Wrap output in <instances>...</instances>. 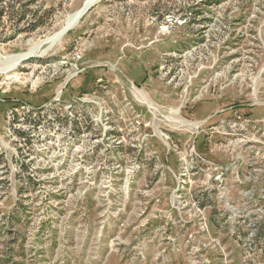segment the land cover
Wrapping results in <instances>:
<instances>
[{"label":"rangeland","instance_id":"1","mask_svg":"<svg viewBox=\"0 0 264 264\" xmlns=\"http://www.w3.org/2000/svg\"><path fill=\"white\" fill-rule=\"evenodd\" d=\"M86 1L0 0V264H264V0Z\"/></svg>","mask_w":264,"mask_h":264},{"label":"bare ground","instance_id":"2","mask_svg":"<svg viewBox=\"0 0 264 264\" xmlns=\"http://www.w3.org/2000/svg\"><path fill=\"white\" fill-rule=\"evenodd\" d=\"M95 1L96 0H87L85 2L84 6L80 10H78V11L70 14L68 16V18L65 20V23L63 24L62 29L56 35H54L52 37L51 36L48 37V39H46L47 42H49L51 45H54L55 43L58 42V40H60L61 38H63V36L67 33V31H69L73 27V25H74L75 21L78 19V17H81L85 13L86 8L88 6H90L92 3H94ZM58 38H60V39H58ZM36 52H38V50L37 49H33V50L30 51L29 54L27 53V54H24L22 56H19L18 60H23V59H25L26 57H28L30 55L36 54ZM45 52L46 51L44 50V51H40L39 53L40 54H43ZM140 93L142 94V96L144 98H146L148 100V103H150V101L147 98V96H145V94L142 93V91H140Z\"/></svg>","mask_w":264,"mask_h":264},{"label":"trees","instance_id":"3","mask_svg":"<svg viewBox=\"0 0 264 264\" xmlns=\"http://www.w3.org/2000/svg\"><path fill=\"white\" fill-rule=\"evenodd\" d=\"M31 2L33 1V0H30ZM18 15H19V19H18V22H20L22 19H24L25 17H26V15H27V11H25L24 9L23 10H21L19 13H18ZM40 22L39 21H37V23H33V24H31V26L30 27H28V31H33V30H35V29H37L38 27H39V24ZM20 132V131H19ZM21 135H23L24 133L23 132H21L20 133Z\"/></svg>","mask_w":264,"mask_h":264},{"label":"water","instance_id":"4","mask_svg":"<svg viewBox=\"0 0 264 264\" xmlns=\"http://www.w3.org/2000/svg\"><path fill=\"white\" fill-rule=\"evenodd\" d=\"M89 7H90V6H88V7L86 8V10H87ZM86 10H85V11H86Z\"/></svg>","mask_w":264,"mask_h":264}]
</instances>
